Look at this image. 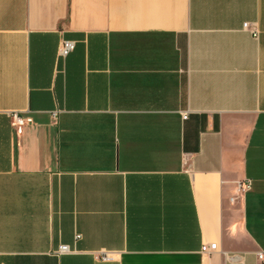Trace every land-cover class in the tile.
Returning <instances> with one entry per match:
<instances>
[{
	"label": "crops",
	"instance_id": "crops-1",
	"mask_svg": "<svg viewBox=\"0 0 264 264\" xmlns=\"http://www.w3.org/2000/svg\"><path fill=\"white\" fill-rule=\"evenodd\" d=\"M259 252L264 0H0V264Z\"/></svg>",
	"mask_w": 264,
	"mask_h": 264
},
{
	"label": "built area",
	"instance_id": "built-area-1",
	"mask_svg": "<svg viewBox=\"0 0 264 264\" xmlns=\"http://www.w3.org/2000/svg\"><path fill=\"white\" fill-rule=\"evenodd\" d=\"M245 30L249 29V25L246 23L243 27ZM254 37H258L259 32L257 30L251 31ZM76 49V43L71 40H63L60 43L59 49H58V56L62 59L67 58L74 50ZM56 112L54 113V116H56ZM182 119L187 120L189 118V112H182ZM13 118V125L18 130V132H21V130L26 127L29 124H32V119L30 118H24L19 113H12ZM252 189V181L249 179H246L242 182H238L237 184V194L239 196L246 194ZM237 198H232V201H235ZM218 249L217 243H212L210 245H203L202 252L204 254H210ZM70 248L67 245H63L59 248L58 253H69ZM259 261L264 264V252L257 253ZM102 261H109L111 259V256L107 253L103 254L101 257Z\"/></svg>",
	"mask_w": 264,
	"mask_h": 264
}]
</instances>
